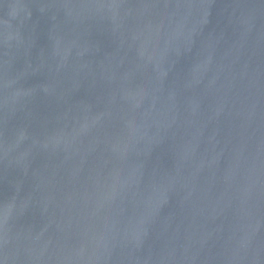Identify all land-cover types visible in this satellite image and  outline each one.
<instances>
[{
  "label": "water",
  "instance_id": "obj_1",
  "mask_svg": "<svg viewBox=\"0 0 264 264\" xmlns=\"http://www.w3.org/2000/svg\"><path fill=\"white\" fill-rule=\"evenodd\" d=\"M0 264H264V0H0Z\"/></svg>",
  "mask_w": 264,
  "mask_h": 264
}]
</instances>
